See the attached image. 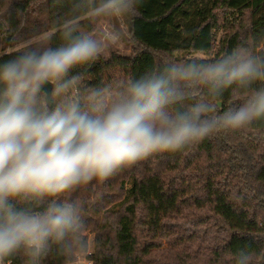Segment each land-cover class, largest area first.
<instances>
[{
  "label": "clouds",
  "instance_id": "9594fccd",
  "mask_svg": "<svg viewBox=\"0 0 264 264\" xmlns=\"http://www.w3.org/2000/svg\"><path fill=\"white\" fill-rule=\"evenodd\" d=\"M142 0H72L44 31L0 58V264H44L52 255L83 264L89 254L81 189L105 185L142 161L264 123V51L256 43L209 56L194 48L111 83L82 69L124 35L120 21ZM108 21L103 38L76 17ZM58 40V43H53ZM238 103L221 108L225 94ZM234 264H254L245 244Z\"/></svg>",
  "mask_w": 264,
  "mask_h": 264
},
{
  "label": "trees",
  "instance_id": "16d2710c",
  "mask_svg": "<svg viewBox=\"0 0 264 264\" xmlns=\"http://www.w3.org/2000/svg\"><path fill=\"white\" fill-rule=\"evenodd\" d=\"M71 3L0 0V58L55 31ZM76 20L84 22L82 31L96 32L98 22L90 23L87 12ZM118 29L127 33L130 56L114 51L85 66V82L111 83L112 70L139 74L194 48L215 56L256 43V51H264V0H142L138 14ZM240 99L232 91L217 104ZM76 196L86 202L88 242L94 234L90 264H234L233 253L245 244L255 253L254 264H264V123L151 157ZM44 264L65 261L52 255Z\"/></svg>",
  "mask_w": 264,
  "mask_h": 264
},
{
  "label": "rangeland",
  "instance_id": "374dc122",
  "mask_svg": "<svg viewBox=\"0 0 264 264\" xmlns=\"http://www.w3.org/2000/svg\"><path fill=\"white\" fill-rule=\"evenodd\" d=\"M110 27H112V25L108 21L101 20L96 25V32L94 33V35H96L97 38H103L106 31ZM118 30L124 35V39L116 47H114L111 50H109L108 52H106L104 57L110 56V54L114 51H119L125 56H130V54L132 52V47L130 45V42L128 41L127 33L125 30L124 31L121 29H118ZM18 46H16L15 48H17ZM109 75H111L113 77L114 81L117 79L123 78L124 76H127L126 74H124L120 70H112L109 73ZM89 245H90L89 253H91L94 249V234L93 233H89ZM83 264H90V261L88 259H86L83 262Z\"/></svg>",
  "mask_w": 264,
  "mask_h": 264
}]
</instances>
